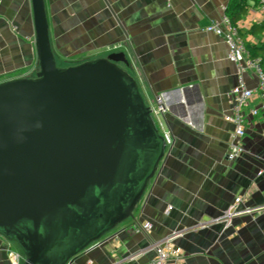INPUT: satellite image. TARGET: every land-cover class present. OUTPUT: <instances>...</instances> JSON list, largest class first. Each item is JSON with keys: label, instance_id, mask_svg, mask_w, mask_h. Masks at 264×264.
<instances>
[{"label": "crops", "instance_id": "obj_1", "mask_svg": "<svg viewBox=\"0 0 264 264\" xmlns=\"http://www.w3.org/2000/svg\"><path fill=\"white\" fill-rule=\"evenodd\" d=\"M44 3L57 61L124 54L127 64L119 66L136 80L147 105L157 109L161 99L165 111L155 118L172 140L133 216L73 264H147L155 257L153 242L165 239L178 251L174 264H264V105L258 78L251 71L240 76L225 39L206 31L227 14L231 0ZM260 6L249 0L239 22L248 50L264 43L263 34L250 32L264 21ZM36 41L33 0H0V82L37 76ZM241 77L255 95L243 110L245 136L238 142L244 154L230 161L235 126L225 116L233 115L232 91ZM239 197L245 198L241 208L252 211L226 221ZM146 223L152 225L148 235L139 230ZM15 252L23 253L0 235V264H13Z\"/></svg>", "mask_w": 264, "mask_h": 264}, {"label": "water", "instance_id": "obj_2", "mask_svg": "<svg viewBox=\"0 0 264 264\" xmlns=\"http://www.w3.org/2000/svg\"><path fill=\"white\" fill-rule=\"evenodd\" d=\"M33 4L40 72L0 84V235L23 264H73L133 216L168 146L125 55L60 67Z\"/></svg>", "mask_w": 264, "mask_h": 264}, {"label": "built area", "instance_id": "obj_3", "mask_svg": "<svg viewBox=\"0 0 264 264\" xmlns=\"http://www.w3.org/2000/svg\"><path fill=\"white\" fill-rule=\"evenodd\" d=\"M261 12L264 13V2L260 6ZM207 32L218 34L222 36L229 48V60L234 63L240 76L246 71L254 72L258 78L257 93L261 97L264 105V68L260 58H254L251 56L245 42V38L242 35V26L235 24L232 19L225 14L221 19L213 22L206 28ZM1 84V83H0ZM255 92L247 88L243 78H240L239 84L233 89V115L225 116L227 122L232 123L235 126V139L236 141L230 146L228 154V160H239L244 154V148L238 142L245 136V118L243 116V110L250 105L251 99L254 97ZM165 108L162 105L161 99H157L156 113H164ZM257 114V111H254ZM164 134V133H163ZM167 142V146L170 147L172 140L169 134H164ZM245 198H236L235 203L229 209L226 221H230L232 218L250 213L252 210L242 209ZM171 209V208H170ZM152 229L150 223H146L139 226V230L144 234H149ZM155 257L147 264H174L173 262L178 258V251L175 249L172 239H165L162 241L153 242L152 244ZM13 264H23L25 261V255L20 252L11 254ZM126 264V263H122Z\"/></svg>", "mask_w": 264, "mask_h": 264}, {"label": "trees", "instance_id": "obj_4", "mask_svg": "<svg viewBox=\"0 0 264 264\" xmlns=\"http://www.w3.org/2000/svg\"><path fill=\"white\" fill-rule=\"evenodd\" d=\"M248 1L249 0H231L229 7L227 9V15L232 19V21L237 24L248 12ZM256 4L261 5L264 0H254ZM250 32L255 35H264V21L260 24H255ZM249 51L251 56L254 58H260L262 66L264 68V43L262 45H252L249 46Z\"/></svg>", "mask_w": 264, "mask_h": 264}, {"label": "rangeland", "instance_id": "obj_5", "mask_svg": "<svg viewBox=\"0 0 264 264\" xmlns=\"http://www.w3.org/2000/svg\"><path fill=\"white\" fill-rule=\"evenodd\" d=\"M82 60H67L66 62H61L60 60H58L57 61V63H58V65L60 66H62V67H64V68H67V67H71V66H76V65H80V64H82V62H81ZM63 64V65H62ZM60 66V67H61ZM36 76V75H35ZM34 76V77H35ZM0 83H2V82H0ZM16 249L18 250V251H22L21 249H20V247L16 244ZM25 260H26V256H25Z\"/></svg>", "mask_w": 264, "mask_h": 264}]
</instances>
